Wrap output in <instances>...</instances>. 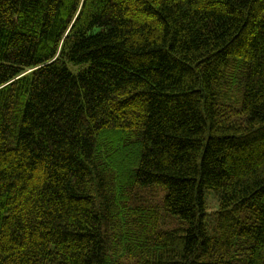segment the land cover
<instances>
[{
	"label": "trees",
	"instance_id": "trees-1",
	"mask_svg": "<svg viewBox=\"0 0 264 264\" xmlns=\"http://www.w3.org/2000/svg\"><path fill=\"white\" fill-rule=\"evenodd\" d=\"M0 264H264V0H0Z\"/></svg>",
	"mask_w": 264,
	"mask_h": 264
},
{
	"label": "rangeland",
	"instance_id": "rangeland-1",
	"mask_svg": "<svg viewBox=\"0 0 264 264\" xmlns=\"http://www.w3.org/2000/svg\"><path fill=\"white\" fill-rule=\"evenodd\" d=\"M71 69L73 71H77V69L75 67H73V66L71 67ZM210 199H211V207H212V209H215L216 208V205H215V202H214L215 200L213 199L212 195L210 196Z\"/></svg>",
	"mask_w": 264,
	"mask_h": 264
}]
</instances>
